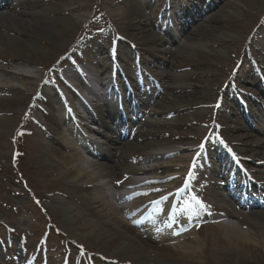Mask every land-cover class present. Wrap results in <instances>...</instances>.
I'll use <instances>...</instances> for the list:
<instances>
[{"label":"rangeland","instance_id":"1","mask_svg":"<svg viewBox=\"0 0 264 264\" xmlns=\"http://www.w3.org/2000/svg\"><path fill=\"white\" fill-rule=\"evenodd\" d=\"M0 4L4 9L0 11L1 56H25L37 66L30 70L40 76L38 82L49 80L43 85L47 104L41 103L35 114L40 115L43 106L48 115L58 114L53 112L59 107L52 90L58 84L65 100L74 99L75 108L76 95L87 96L92 110L100 109L105 124L120 130L122 124L114 126V115L112 120L107 118L102 101L88 90L95 88L98 95L107 88L99 82L107 83L109 72L115 70L117 76L131 81V89L134 85L136 102L146 100L141 121L167 123L153 129L139 120L135 129L145 141L122 137L113 151L117 157L122 153V169L99 183L106 184L105 190H122L129 183L124 174L133 169L183 164V169L151 172L142 178L180 173L172 190L183 188L187 179V188L169 203L179 212L180 238L187 232L184 221L195 223L197 230L192 228L188 234L199 239L203 232H227L215 230L222 223L234 226L239 231L235 238L242 243L232 245L222 234L220 240L204 238L192 244L193 254L179 257L180 264H264L259 226L264 224L260 195L264 187L257 183L262 176L255 173L259 162L248 158L253 149L264 158V0H3ZM169 23L172 37L161 28ZM23 32L32 38L22 41L18 35ZM21 44L24 51L18 52ZM81 72L88 77L86 85ZM59 77L72 88L60 85ZM155 108L158 114L150 115ZM78 111L84 116L82 109ZM23 115L20 111L18 116L0 118V264H147L123 246L130 241L122 236L139 240V228L124 229L127 234L121 237L101 225L85 233L76 220L66 217L69 212L88 220L80 185L39 162L37 128ZM84 122L90 136L102 143L106 129L88 117ZM83 135L89 136L81 131ZM146 144L153 146L151 153L165 155L134 163L133 159L139 162L146 156ZM231 151L248 156L237 161ZM81 152L89 163L109 164L89 150ZM231 155L244 172L240 197L252 194L260 203L242 204L225 190L230 180L229 175L221 176L220 161L229 164ZM193 159L194 168L190 167ZM169 179L158 185L167 186L177 177ZM193 198L206 207L200 208ZM163 204L159 211L165 215L168 203ZM221 212L242 215L243 220L240 225L236 218L223 221Z\"/></svg>","mask_w":264,"mask_h":264},{"label":"bare ground","instance_id":"2","mask_svg":"<svg viewBox=\"0 0 264 264\" xmlns=\"http://www.w3.org/2000/svg\"><path fill=\"white\" fill-rule=\"evenodd\" d=\"M0 2H2V0H0ZM167 31L170 35H172L170 25L167 26ZM18 36L22 37V41L25 42L28 39H31L33 35L23 32L21 33V36ZM184 43L185 41H182L181 45ZM0 47H4V44L1 41ZM23 48L24 47L21 44L16 50L21 52V50L24 51ZM0 64V118L15 117L19 115L20 111H23V119L30 122L37 128L38 131L37 142L40 147L39 162L45 166L50 165V167H52L51 169L56 172L57 176L80 185L79 191L81 193V199L87 203L85 214L88 220L80 219L79 216L71 215L69 212H65V215L72 220H76L85 233L90 232L97 225H101L102 227L113 230L115 234L117 233L121 237L122 234H127L123 231L124 229L130 230L132 226L134 228L141 227V229H139V236H136L139 237L138 239L141 241H134L127 236H122L123 239L130 241L129 243L123 244V246H127L128 253L130 255H133L137 259L144 262L149 261L147 264H149L150 261H152V264H180L179 257L181 255L193 254L194 249L191 247L192 244L197 242L198 245V243L202 242L204 238L210 240H220L222 236H225L232 245H236L238 242L242 243L240 240L235 238L237 237L236 235L239 231L234 226H224L222 223L214 226L215 230H227V232L222 231L220 234L203 232L200 239L194 238L192 235L185 234L182 238H176L175 242L169 243L167 236H175L178 231H171L170 229L166 230L160 226L162 222L169 221V219L166 218L163 213L158 212V210L161 209L164 201L171 203L174 199L176 190H172V186L177 180L181 179V174L179 173L174 176L164 178L156 176L149 179L139 178L145 177L151 172L158 173L161 171L177 169V167L183 169V164H172L168 162L167 164H160L145 169L136 168L125 173V175L130 177L129 184L132 188L130 191L124 192V189L118 190L117 188H115V191L111 189L105 190L106 184L99 183V181L107 177L117 175V173L122 169L123 165L120 164V159L123 155L121 153L120 156L117 157V154L113 151L116 145L120 142L119 140H121L122 137L125 138L128 136V129L121 127L119 130L116 126L113 130L105 124V121L100 113V109H96L95 111L92 110L91 108L93 107H87L85 105L87 103L85 101H81L77 97L79 104L86 108L90 120L93 123H97L102 126L108 133H106L105 140L102 143L98 142L95 138L90 136V127L88 129L86 122H84L80 113L76 111L75 106L70 100L66 101L64 93H60V91L54 86L52 89L53 95L56 97L55 104L59 107V109H53V112H57L58 114L51 115L50 113V115H48L49 113L47 114L45 106H43L40 110V115L35 114V111L38 112V107L41 106V103L45 105L47 104L46 91L43 85H46L49 80L44 79L39 83L38 78L40 76L30 70L31 67L37 66H35V64H33L29 58L25 56L21 59L13 56L4 59L0 53ZM8 67L12 70H8ZM58 80L60 81V79ZM64 83L65 82L63 81V84ZM66 85L67 84L65 83V86ZM172 91L174 92L176 89L173 88ZM91 93L98 98L93 91H91ZM166 99L168 98L164 97V100ZM134 101L136 102L135 98ZM145 101L146 100H141L140 102L138 101L135 105H132V101L128 105L126 103L123 105V107H126L124 112L123 109L116 106H113L112 109L106 108V117L112 119L114 115L117 125H123L125 120L130 123H133L134 120L138 122L139 120H136V116L142 112ZM156 114H158L157 108L150 109V115L154 116ZM77 120L80 121V129H78L79 125L77 124L78 122H76ZM142 121V125L146 123L147 127L153 129L159 126L167 125L166 122L156 121L154 119H142ZM138 124L141 126V123ZM48 126L51 129L47 128ZM81 131L89 136L82 137L80 134ZM137 131L138 130L134 132L131 131V134L129 133V135H131L130 140H139L140 143L143 140L145 141L143 136L140 137L139 134L137 135ZM114 133L116 137H112V134ZM138 146L143 148L141 144ZM145 146L147 154L142 160H138V163H140L139 165L148 163L155 159H160L165 155V153H151L150 150L153 146L148 144ZM81 150H93L92 152H94V157L98 158L101 162H108L109 164L95 165L93 163H89L86 161V157ZM246 151L248 152V150ZM249 151L251 152V157L248 158L252 161L259 162L257 163L259 169L256 170L255 173L258 172V174H262L259 181L260 183H257L264 187V158L261 157L262 153L257 149ZM231 154L237 161L248 156L246 155L243 157L242 153L240 154L239 152L237 155L235 151H231ZM187 162H189V159H186L184 163L187 164ZM220 163L221 176L225 178L226 175H229L228 179L230 180V183L227 184V190L242 203L256 205V203L259 202L258 196H253L251 194V196H246L244 199L240 197V194L243 192V186L240 185V181L244 178V172H241L240 169L241 166L235 162L233 157L232 162L229 164H224L222 161H220ZM181 171L183 174L186 173L183 170ZM175 176L177 179L175 181L172 180L171 184H167V186L158 185L163 181L170 180L169 178H174ZM109 181L111 182V180ZM150 184L154 186L139 189L144 185ZM256 188L259 189L258 186H256ZM257 192L260 193L259 191ZM244 193H248V191H245ZM262 193L260 195H262L261 198L264 199V191ZM163 197H166V199H162ZM219 203H221V206H225L224 202ZM224 214L227 217L233 219L236 218L238 220V225H240L243 220L242 215L236 216L230 212H226ZM173 219L174 217L171 219V225L173 224ZM259 226L261 227V234L264 236V224ZM210 235L212 237H209ZM143 238L145 240H142ZM157 247L160 248V250L156 249ZM149 250L152 252H149ZM170 251L173 253H170Z\"/></svg>","mask_w":264,"mask_h":264},{"label":"snow or ice","instance_id":"3","mask_svg":"<svg viewBox=\"0 0 264 264\" xmlns=\"http://www.w3.org/2000/svg\"><path fill=\"white\" fill-rule=\"evenodd\" d=\"M222 142V141H221ZM201 147H203V145H201ZM162 199H166V197H163ZM196 200V204L200 207V208H204L206 207V205L203 204L202 201H200L199 199L193 198ZM158 203V202H157Z\"/></svg>","mask_w":264,"mask_h":264}]
</instances>
